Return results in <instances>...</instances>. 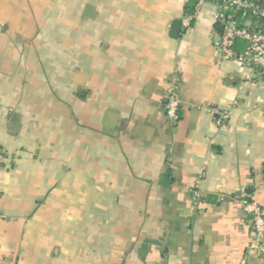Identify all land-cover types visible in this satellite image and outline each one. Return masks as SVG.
I'll use <instances>...</instances> for the list:
<instances>
[{
	"label": "crops",
	"instance_id": "1",
	"mask_svg": "<svg viewBox=\"0 0 264 264\" xmlns=\"http://www.w3.org/2000/svg\"><path fill=\"white\" fill-rule=\"evenodd\" d=\"M221 10L0 0V264H264V76L217 50Z\"/></svg>",
	"mask_w": 264,
	"mask_h": 264
},
{
	"label": "built area",
	"instance_id": "2",
	"mask_svg": "<svg viewBox=\"0 0 264 264\" xmlns=\"http://www.w3.org/2000/svg\"><path fill=\"white\" fill-rule=\"evenodd\" d=\"M222 10L219 13L222 25L221 36L215 44L217 50L226 59H236L242 65L256 70L264 76V6L253 0H218ZM242 38L246 46L242 52L232 50L233 41ZM264 79V77H263ZM180 97L177 87L170 83L164 91L163 110L168 120L178 116ZM213 120L219 128L225 127L228 112L216 107L210 109ZM4 161V151L0 148V168ZM240 215L247 218L251 225L250 246L263 251L264 212L254 201L241 203Z\"/></svg>",
	"mask_w": 264,
	"mask_h": 264
},
{
	"label": "water",
	"instance_id": "3",
	"mask_svg": "<svg viewBox=\"0 0 264 264\" xmlns=\"http://www.w3.org/2000/svg\"><path fill=\"white\" fill-rule=\"evenodd\" d=\"M260 4L264 5V1L262 0H257ZM180 29V20H175L172 25L171 29V36L176 37L178 35V31Z\"/></svg>",
	"mask_w": 264,
	"mask_h": 264
},
{
	"label": "trees",
	"instance_id": "4",
	"mask_svg": "<svg viewBox=\"0 0 264 264\" xmlns=\"http://www.w3.org/2000/svg\"><path fill=\"white\" fill-rule=\"evenodd\" d=\"M253 1L256 2V3H258V4H260L257 0H253ZM260 5H261V4H260ZM185 11H186V12H189V11H188V7L185 8Z\"/></svg>",
	"mask_w": 264,
	"mask_h": 264
}]
</instances>
